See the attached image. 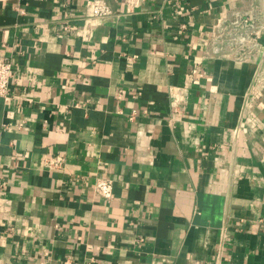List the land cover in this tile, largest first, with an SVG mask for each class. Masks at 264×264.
Instances as JSON below:
<instances>
[{"label":"crops","instance_id":"crops-1","mask_svg":"<svg viewBox=\"0 0 264 264\" xmlns=\"http://www.w3.org/2000/svg\"><path fill=\"white\" fill-rule=\"evenodd\" d=\"M87 1L0 0V264H264V56L204 57L235 0Z\"/></svg>","mask_w":264,"mask_h":264},{"label":"built area","instance_id":"built-area-1","mask_svg":"<svg viewBox=\"0 0 264 264\" xmlns=\"http://www.w3.org/2000/svg\"><path fill=\"white\" fill-rule=\"evenodd\" d=\"M238 10L220 18L208 37L204 57L210 60L257 64L264 56V0H235ZM88 20L111 14L110 9L98 0L86 4ZM16 76V65L8 58L0 60V98L11 99V85ZM66 158L47 157L44 169L49 172L65 168ZM97 198L110 202L114 198V180L98 179L94 184ZM226 238V232L222 239Z\"/></svg>","mask_w":264,"mask_h":264}]
</instances>
